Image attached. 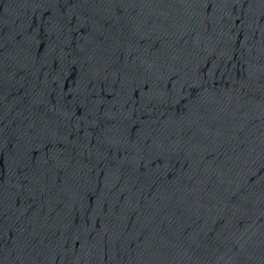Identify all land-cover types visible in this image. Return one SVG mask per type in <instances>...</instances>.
<instances>
[{"label": "water", "instance_id": "95a60500", "mask_svg": "<svg viewBox=\"0 0 264 264\" xmlns=\"http://www.w3.org/2000/svg\"><path fill=\"white\" fill-rule=\"evenodd\" d=\"M0 264H264V0H0Z\"/></svg>", "mask_w": 264, "mask_h": 264}]
</instances>
